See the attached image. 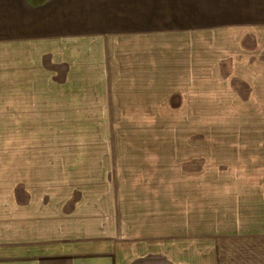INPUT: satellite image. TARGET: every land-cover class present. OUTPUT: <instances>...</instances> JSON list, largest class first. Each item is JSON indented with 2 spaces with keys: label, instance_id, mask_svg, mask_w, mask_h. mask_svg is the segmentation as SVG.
<instances>
[{
  "label": "crops",
  "instance_id": "obj_1",
  "mask_svg": "<svg viewBox=\"0 0 264 264\" xmlns=\"http://www.w3.org/2000/svg\"><path fill=\"white\" fill-rule=\"evenodd\" d=\"M185 43L200 60L178 73L167 56ZM183 89L190 95L178 105L211 98L217 120L233 124L230 137L219 134L221 177L195 179L200 198L219 199L204 209L193 202L187 215L207 216L214 202L227 235L216 237L218 264H264V0H0V115L8 116L0 121H159ZM15 186L0 207L30 215L0 227V264H193L177 252L144 256L142 234L154 236L159 224L145 228L141 208L138 225L137 210L109 209L80 190L22 204L27 192L16 195ZM203 260L196 264H212Z\"/></svg>",
  "mask_w": 264,
  "mask_h": 264
},
{
  "label": "rangeland",
  "instance_id": "obj_2",
  "mask_svg": "<svg viewBox=\"0 0 264 264\" xmlns=\"http://www.w3.org/2000/svg\"><path fill=\"white\" fill-rule=\"evenodd\" d=\"M186 44L178 47L181 52L166 55L167 62L178 73L200 60L198 51L191 50ZM188 88L193 86L189 84ZM179 92L181 97L173 100L175 112H170L169 119L163 116L159 121H68L71 115L57 116L62 120L54 121L46 118L43 121H0V195L13 192L16 185V195L23 193L20 190L23 188L28 195L29 201L22 204H31L34 197L38 198L44 192L62 194L67 200L69 195L80 190L86 196L92 195L94 201L104 200L109 209L114 210L116 205L118 211L137 210L138 213L131 217L138 225L141 208L147 221L145 228H149L152 221L159 224L154 236L152 232H145L142 236L146 239L139 241L150 247L145 250L149 252L145 257L177 252L181 255L178 258L189 263H199L202 257L208 263L211 257L212 264H218L220 254L215 241L222 234V227L212 201L219 196L200 198L202 187L195 179L208 178L215 183L221 177L216 169L223 146L219 134L227 130L230 137L233 124L217 120L215 101L211 98L208 104L192 100L193 106L178 105L186 101L184 96L189 98L190 95L189 89H183L184 95ZM61 94L62 91L55 97L53 92L54 97L49 100L55 101ZM45 110L52 113L53 107L45 106ZM205 110H208L207 114ZM0 118L7 119L8 116L0 115ZM115 178L118 179L116 182L105 180ZM56 180L60 182L55 183ZM211 188L206 195L212 193ZM172 190L177 195L172 194ZM184 196L186 199L182 198ZM206 199H214L208 202L207 216L205 212L203 217H199V212L198 216L187 215L193 202L200 208L207 207ZM125 201L133 202L127 204ZM228 213L232 218L231 211ZM29 215V211L24 215H10L0 207V218L4 220L0 227L5 226L6 221L23 223ZM168 221L173 223L170 231L164 229ZM196 221L197 227H204L207 233H201ZM222 222L231 228V219L224 218ZM139 254L143 252L139 250ZM226 254L229 256L224 251V256Z\"/></svg>",
  "mask_w": 264,
  "mask_h": 264
}]
</instances>
